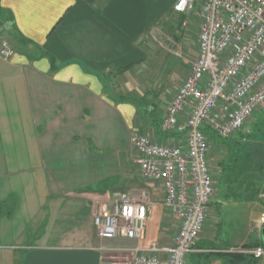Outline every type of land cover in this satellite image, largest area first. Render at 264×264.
<instances>
[{
  "label": "crops",
  "instance_id": "obj_1",
  "mask_svg": "<svg viewBox=\"0 0 264 264\" xmlns=\"http://www.w3.org/2000/svg\"><path fill=\"white\" fill-rule=\"evenodd\" d=\"M178 1L0 0V26L16 48L12 59L0 58V168H37L41 192L36 207L21 201L5 217L14 184L11 171L0 173V264H129L123 250L171 243L178 224L168 214V225L164 194L141 178L135 159L138 109L108 95L104 78L136 68L147 55L142 39L169 16L185 20L174 12ZM148 113L144 130L165 142L154 109ZM142 190L154 202L145 240L101 238L99 210L117 193ZM28 230L38 233L26 244ZM5 238L15 243L2 245ZM203 240L187 264H230L222 254L231 245L221 239L209 249Z\"/></svg>",
  "mask_w": 264,
  "mask_h": 264
},
{
  "label": "built area",
  "instance_id": "obj_2",
  "mask_svg": "<svg viewBox=\"0 0 264 264\" xmlns=\"http://www.w3.org/2000/svg\"><path fill=\"white\" fill-rule=\"evenodd\" d=\"M197 3L179 0L174 12L191 13ZM263 104L264 0H204L197 59L159 122L168 138L161 143L139 131L132 137L140 176L162 190L163 207L178 231L167 245L154 241L123 250L129 264H187L216 193L212 142L204 129L222 139L234 137ZM153 204L147 191L116 194L112 206L94 217L98 235L142 242ZM230 252L264 258V246Z\"/></svg>",
  "mask_w": 264,
  "mask_h": 264
},
{
  "label": "rangeland",
  "instance_id": "obj_3",
  "mask_svg": "<svg viewBox=\"0 0 264 264\" xmlns=\"http://www.w3.org/2000/svg\"><path fill=\"white\" fill-rule=\"evenodd\" d=\"M203 3L204 0H198L195 11L183 15L185 20L181 18L182 16H169L168 20L163 22L165 24L158 25L155 30L148 33L146 38L142 39V45L140 44L147 54L146 58L136 68L120 72V77L115 71L105 75V92L114 96L113 98L120 103H127L128 100L135 101L140 115L137 119L138 127L136 130L145 133L152 139L154 137L149 135L143 126L145 121L148 122V117L150 118L148 109L153 108L155 112L151 119L157 117L160 122L173 97L186 81L198 56ZM0 31H3L0 32V58L12 59L15 55L14 52L16 53L13 37L5 32L1 26ZM7 50L11 54L9 56L3 55V52ZM151 123L153 124L152 121ZM233 138H237L242 146V151L239 153L233 148H230V151L226 146L211 141L210 165L215 179L216 193L210 206L206 224L200 235V238L203 237V241L209 244V249L218 247L221 239L231 245L232 247L230 246L226 253L222 254L224 256L240 255L231 253L232 249L244 248L245 245H247L245 248H251L248 246H253V244H258L260 247L262 244L264 224V104ZM135 156L137 160L138 154ZM250 161L252 165L249 164ZM248 166L253 167L254 175L248 173ZM262 167L263 170H260ZM8 171H11L10 179L14 184L15 197L8 198L2 204L5 217L16 215L20 209L21 201L26 203L29 210L36 207V195L41 193L38 188L40 185L35 183L34 179L38 174L37 168H0V173H8ZM117 194L130 193L125 191ZM133 195L137 196L138 194ZM20 196L24 197L23 200L18 199ZM216 201L218 203L214 204ZM44 202L47 203V200L44 199ZM163 210L165 218H168V225H171L172 219L168 216L169 211L164 207ZM20 218L24 224L27 217L24 218L22 215ZM29 227L32 226L29 225ZM26 233H28L26 244L33 243L35 241L33 238L38 232L28 230ZM2 240V245L11 246L15 243L8 238ZM220 255L218 254V256ZM208 256H212V253H209ZM258 262H264V258L258 259Z\"/></svg>",
  "mask_w": 264,
  "mask_h": 264
},
{
  "label": "trees",
  "instance_id": "obj_4",
  "mask_svg": "<svg viewBox=\"0 0 264 264\" xmlns=\"http://www.w3.org/2000/svg\"><path fill=\"white\" fill-rule=\"evenodd\" d=\"M126 102V101H125ZM127 103H131L136 106V102L133 100H128ZM138 107V106H136ZM159 123V120H158ZM158 126V125H157ZM204 133L206 136L209 138L210 141L216 142L218 144H222L228 148H233L234 151L237 153L242 151V146L240 145L239 140L237 138H229V139H222L219 136H217L212 130L209 128L204 129ZM176 136V135H174ZM231 151V149H230ZM248 163V162H247ZM249 164L252 165L251 161ZM264 167V166H263ZM263 167L260 168V170H263ZM248 173L250 172L251 175H254V169L252 166H248L247 168ZM262 246V244H260ZM248 247L255 248L258 247V244H253V246L249 245ZM228 257L229 263L230 264H258V259H255L253 257H246V256H241V255H226Z\"/></svg>",
  "mask_w": 264,
  "mask_h": 264
},
{
  "label": "water",
  "instance_id": "obj_5",
  "mask_svg": "<svg viewBox=\"0 0 264 264\" xmlns=\"http://www.w3.org/2000/svg\"><path fill=\"white\" fill-rule=\"evenodd\" d=\"M262 244L264 246V224H263V228H262Z\"/></svg>",
  "mask_w": 264,
  "mask_h": 264
}]
</instances>
